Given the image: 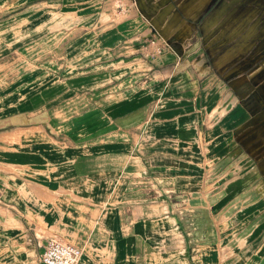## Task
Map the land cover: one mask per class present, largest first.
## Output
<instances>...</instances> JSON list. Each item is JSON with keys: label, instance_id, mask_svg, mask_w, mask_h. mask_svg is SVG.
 Masks as SVG:
<instances>
[{"label": "crops", "instance_id": "obj_1", "mask_svg": "<svg viewBox=\"0 0 264 264\" xmlns=\"http://www.w3.org/2000/svg\"><path fill=\"white\" fill-rule=\"evenodd\" d=\"M79 2L0 0L9 67L49 50L0 107V264H43L51 237L78 264H264V173L240 158L264 58L214 63L206 8L128 0L114 20Z\"/></svg>", "mask_w": 264, "mask_h": 264}, {"label": "rangeland", "instance_id": "obj_2", "mask_svg": "<svg viewBox=\"0 0 264 264\" xmlns=\"http://www.w3.org/2000/svg\"><path fill=\"white\" fill-rule=\"evenodd\" d=\"M180 4H190L194 6V11H203V15L206 14L207 20L216 16L215 22L210 23L207 30V36L204 41V46L210 48V54L213 53V61L220 62L222 65L228 63L239 62L247 59L248 53L253 51L255 57L258 60L264 58V0H177ZM78 13H100L110 18L117 19L119 16H126L130 13V7L128 6V0H80L78 7L74 9ZM206 20V21H207ZM114 21L104 24L101 29H105L107 26L113 24ZM207 24V22H206ZM203 30L202 36H205V29H203L204 23L202 21L199 24ZM32 26V24H31ZM253 28V29H252ZM63 36V34H62ZM65 37L62 41H53L48 46L53 47L56 45L61 48L63 52V46L61 42H65ZM232 38V39H231ZM157 43L156 40H151L150 44ZM50 47V48H51ZM246 47L251 49L248 51ZM54 48V49H55ZM53 50V49H51ZM56 53L60 56V51ZM5 51H2L4 53ZM9 52V51H8ZM35 52L24 55L15 59L14 63L9 67V55L8 58L0 57V107L9 100V97L14 94L12 84L22 77H32L38 74L37 62L45 61L49 56V50L46 51V55L43 57ZM48 53V54H47ZM9 54V53H8ZM20 56V55H19ZM40 56V57H39ZM26 60V64H22V61ZM49 60H46L48 63ZM60 61V60H58ZM264 60H262L263 62ZM27 66L26 70H20L22 67ZM17 67V68H15ZM24 72V74H23ZM53 71H47L46 77L54 74ZM62 74L64 71L61 72ZM43 75V74H42ZM9 79H11L9 84ZM37 81V78L32 79L30 84ZM261 91V88L259 89ZM264 92H262L263 95ZM264 96V95H263ZM245 146L242 147L243 152L240 153V158L244 161L242 164L249 172L251 166L254 165L253 173H264V119L255 124L252 129L249 130L246 139ZM247 148V149H246ZM252 161V163H251ZM244 170V168H243ZM245 171V170H244ZM49 239H52L49 238ZM48 239V240H49Z\"/></svg>", "mask_w": 264, "mask_h": 264}, {"label": "built area", "instance_id": "obj_3", "mask_svg": "<svg viewBox=\"0 0 264 264\" xmlns=\"http://www.w3.org/2000/svg\"><path fill=\"white\" fill-rule=\"evenodd\" d=\"M154 52L158 54L162 50L156 47ZM83 254V248L52 238L47 241L41 262L43 264H78Z\"/></svg>", "mask_w": 264, "mask_h": 264}]
</instances>
